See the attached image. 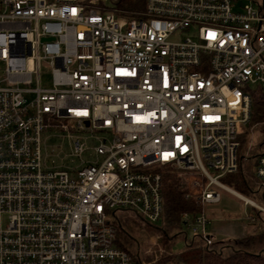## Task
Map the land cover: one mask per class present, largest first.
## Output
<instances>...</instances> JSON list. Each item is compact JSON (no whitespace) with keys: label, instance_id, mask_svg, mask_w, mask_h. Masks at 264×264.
Masks as SVG:
<instances>
[{"label":"built area","instance_id":"2783aa9c","mask_svg":"<svg viewBox=\"0 0 264 264\" xmlns=\"http://www.w3.org/2000/svg\"><path fill=\"white\" fill-rule=\"evenodd\" d=\"M143 1L0 0V264H137L120 213L160 223L166 173L198 208L186 241L215 248L222 191L263 222L264 148L244 145L264 0Z\"/></svg>","mask_w":264,"mask_h":264},{"label":"trees","instance_id":"16d2710c","mask_svg":"<svg viewBox=\"0 0 264 264\" xmlns=\"http://www.w3.org/2000/svg\"><path fill=\"white\" fill-rule=\"evenodd\" d=\"M116 5L121 10L133 12L143 9L144 1L118 0ZM262 120H264V89L258 87L252 95V122ZM224 180L233 184L238 190L249 194L242 171L227 175ZM163 195L164 213L160 225L153 226L148 222L145 224V227L148 228L147 237H156V242L149 253L150 255L155 254V257L146 259V256L141 257L139 254L135 257L137 264H142L141 262L145 261L146 264H169V259H173L175 264H264L262 252L264 249L257 248L264 243V230L248 233L244 237L235 239L234 244L226 246L221 251H219L217 242L214 245L215 248L206 249L200 244V241L190 240L186 241V247L182 252H172L170 248L175 236L183 228L182 214L197 212L198 208L184 199L183 190L174 173L165 174ZM120 230H124L122 223ZM191 249H195L197 252L190 255L184 254L186 250ZM192 258H196V261L192 262Z\"/></svg>","mask_w":264,"mask_h":264},{"label":"rangeland","instance_id":"374dc122","mask_svg":"<svg viewBox=\"0 0 264 264\" xmlns=\"http://www.w3.org/2000/svg\"><path fill=\"white\" fill-rule=\"evenodd\" d=\"M108 6L112 7L118 0H103ZM262 1V0H258ZM51 81L50 71L47 64H42V83L47 85ZM251 89L255 90L259 86L252 84ZM255 124L253 130L250 131V136L244 145L245 152L249 154L258 153L264 148V120L258 122H251V125ZM51 143L59 146L63 145L64 151H70V143L68 140H63L61 136L53 138ZM95 140H90V145H94ZM208 211L212 212L213 222L211 228L216 233V241L219 251L223 250L226 246L232 245L235 239L244 237L248 233L264 230V215L263 222L251 223L244 218V211H250V207H245L242 200L233 196L227 191H222L221 202L214 205H208ZM120 221L124 230L118 232V238L116 244L127 248L134 256L140 251V256H146V259L155 257V254H149L152 246L155 244V236L147 237L148 228L147 224L140 217L136 216L133 212L127 211L120 213ZM145 222V223H144ZM153 226H158L160 223L148 222ZM186 229L183 227L177 232L174 242L171 245L170 250L172 252H182L186 247ZM188 231V230H187ZM189 235H192V231H188ZM216 247V248H217ZM258 249H264V243L261 244ZM197 252L195 249L186 250L184 254H191ZM264 254V250H262ZM144 259V258H143ZM145 261V260H144ZM196 261V258H192V262ZM146 263V261H145ZM169 264H175L173 259H169Z\"/></svg>","mask_w":264,"mask_h":264}]
</instances>
